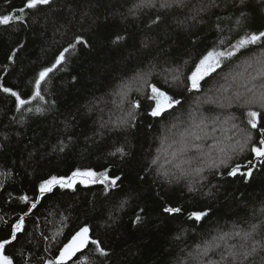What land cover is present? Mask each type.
I'll return each mask as SVG.
<instances>
[{"label":"trees","instance_id":"trees-1","mask_svg":"<svg viewBox=\"0 0 264 264\" xmlns=\"http://www.w3.org/2000/svg\"><path fill=\"white\" fill-rule=\"evenodd\" d=\"M159 2L53 0L0 24V85L28 101L18 108L0 88V238L31 206L19 198L34 200L44 179L89 168L120 177L115 188L78 178L73 188L45 193L25 216L19 243L6 247L15 264L55 260L85 224L108 256L90 244L64 264L84 257L87 264H264V158L250 151L259 134L248 123L252 110L264 126L255 102L264 92V44L233 48L264 30V0H247L245 17L238 0L171 9ZM21 4L0 0V15H15ZM76 36L87 43L65 53L41 84L43 99L35 97L38 73ZM213 49L234 55L192 89L191 72ZM153 84L180 101L157 117ZM248 133L253 139L240 153ZM117 148L126 155H112ZM249 160L250 180L228 175L236 164L246 171ZM166 206L182 212L165 213ZM193 211L207 215L190 219Z\"/></svg>","mask_w":264,"mask_h":264},{"label":"snow or ice","instance_id":"snow-or-ice-1","mask_svg":"<svg viewBox=\"0 0 264 264\" xmlns=\"http://www.w3.org/2000/svg\"><path fill=\"white\" fill-rule=\"evenodd\" d=\"M53 0H22L21 6L15 10L16 14H6L0 15V24L7 25L12 20L20 21L25 18L30 10L36 9L38 5H51ZM187 0H160L159 7L162 9H171V8H183L186 6ZM212 6H217L215 4V0H211ZM247 5V0H238V4L236 5L238 8L241 9L240 16L245 17V13L242 9ZM138 8L149 7L155 8L157 7V0H140V3L136 6ZM204 9H200L203 11ZM157 20L161 18L157 16ZM195 19V17H193ZM240 21L238 20L237 23ZM124 37L116 36L113 42H119ZM87 41L83 39L82 36L75 37V43H70L68 47L64 48L59 54L55 57V62L50 67H44L39 73L38 78L34 82V96L40 97L41 96V84L45 79L49 76V73H52L54 69H57L62 62L65 61L67 53L70 49H75L77 44H86ZM264 44V30L250 32L240 37L237 40L236 44L233 45L235 51H239L240 49L246 48L249 45H256V44ZM15 53L8 57L9 60H12ZM234 55V52H224V51H217L215 49L208 51L203 57L199 60V63L196 64L195 70L191 72L190 77L188 78L191 81V88L198 89L200 87V81L208 75L211 71H214L216 67H219L221 64V58L231 57ZM3 92L10 93L13 97H15L17 107L24 106L28 103L25 99L21 98V95L17 91H13L12 88L4 87L0 85ZM148 99L154 101V107L151 109V115L153 117L160 116L166 109L172 108L173 105L179 104L180 101L178 99H174L172 96L168 94L166 91H162L159 87L155 84L151 85V95ZM264 107V92H261L259 98L255 101ZM137 107H139V102H137ZM31 111V109H28ZM36 111H41L40 108H37ZM248 116L250 119L248 123L251 125L252 129H256L257 133L259 134V139L256 143L251 145L250 151L255 154L256 158H264V126L261 125V117L262 114L257 111L250 110L248 112ZM253 139L252 134L248 133L247 139L245 140L244 144L240 146V153H243L244 148L247 146L248 142ZM120 153L122 155H126L124 153L123 148H117L116 152L112 153V155H116ZM238 153V154H240ZM231 158H229L230 160ZM229 160H222L220 163L225 167L229 166ZM245 167L241 164H236L235 166L231 167V170L228 172L229 176H236L238 173L244 176L245 181L247 182L253 176V168L252 162L249 160L246 166V171L241 172V168ZM78 178L80 179L81 183L85 184H95L99 180L100 183L105 184L106 186L110 187H117V181L120 180L119 176L110 177L108 173L101 172L97 173L92 169H85L80 170L77 169L70 176L67 177H58L55 175L50 176L47 179H44L40 182L38 186V195L33 200L27 194L21 196L19 199L24 201L26 204L31 201V206L29 207L28 211H25L15 223L9 226V232L7 237L0 238V264H15V259L13 256L6 254V247L7 246H14L15 244L19 243L20 235L24 233V218L29 214V212L34 209L39 202V199L44 196L45 193H50L53 191V188L57 185L61 188H73L75 186V182ZM163 211L168 214H179L182 212L180 207H172L166 206L163 208ZM144 209L141 208L139 213H143ZM137 214L135 217V222H140L142 220V216ZM207 215V211H193L189 213V218H194L195 220L199 221L204 216ZM91 228L89 225L85 224L81 227L78 231L72 235L71 239L60 249V254L56 257L55 260H48L46 264H64L65 261L70 259L71 257L75 256L78 252H82V250L87 249L88 246L91 244L94 246V249L101 257H107L108 252L106 251L105 247L103 246V242L100 239H93L91 233ZM23 255L22 251L20 253ZM87 257H84L83 264H87Z\"/></svg>","mask_w":264,"mask_h":264},{"label":"rangeland","instance_id":"rangeland-1","mask_svg":"<svg viewBox=\"0 0 264 264\" xmlns=\"http://www.w3.org/2000/svg\"><path fill=\"white\" fill-rule=\"evenodd\" d=\"M193 139H195V138H193ZM178 151H179L180 154L187 155V150L178 149Z\"/></svg>","mask_w":264,"mask_h":264}]
</instances>
